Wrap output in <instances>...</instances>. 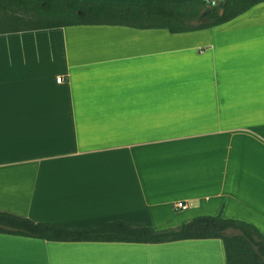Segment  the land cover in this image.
I'll return each instance as SVG.
<instances>
[{
  "label": "crops",
  "instance_id": "1",
  "mask_svg": "<svg viewBox=\"0 0 264 264\" xmlns=\"http://www.w3.org/2000/svg\"><path fill=\"white\" fill-rule=\"evenodd\" d=\"M178 200L187 208H173ZM0 211L155 229L220 213L264 233V2L183 33L75 25L0 34ZM0 264L226 263L219 238L0 233Z\"/></svg>",
  "mask_w": 264,
  "mask_h": 264
},
{
  "label": "trees",
  "instance_id": "2",
  "mask_svg": "<svg viewBox=\"0 0 264 264\" xmlns=\"http://www.w3.org/2000/svg\"><path fill=\"white\" fill-rule=\"evenodd\" d=\"M264 0H179L147 3L75 0H0V34L75 25L166 29L183 33L228 22ZM0 233L62 242L162 243L219 238L226 264H264V233L247 221L220 213L200 214L155 229L139 222L111 220L85 227L38 221L0 211Z\"/></svg>",
  "mask_w": 264,
  "mask_h": 264
},
{
  "label": "built area",
  "instance_id": "3",
  "mask_svg": "<svg viewBox=\"0 0 264 264\" xmlns=\"http://www.w3.org/2000/svg\"><path fill=\"white\" fill-rule=\"evenodd\" d=\"M61 80H62L61 75L56 77V81L60 82ZM187 206H188L187 203L185 201H182V200H178V201L174 202V204H173V208H175L177 210L186 209Z\"/></svg>",
  "mask_w": 264,
  "mask_h": 264
},
{
  "label": "rangeland",
  "instance_id": "4",
  "mask_svg": "<svg viewBox=\"0 0 264 264\" xmlns=\"http://www.w3.org/2000/svg\"><path fill=\"white\" fill-rule=\"evenodd\" d=\"M218 1V0H217ZM174 226V225H173Z\"/></svg>",
  "mask_w": 264,
  "mask_h": 264
}]
</instances>
